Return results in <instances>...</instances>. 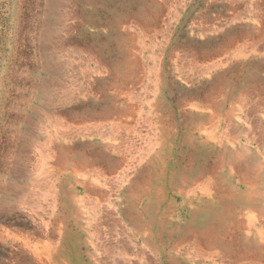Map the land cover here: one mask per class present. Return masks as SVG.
<instances>
[{
  "label": "rangeland",
  "instance_id": "rangeland-1",
  "mask_svg": "<svg viewBox=\"0 0 264 264\" xmlns=\"http://www.w3.org/2000/svg\"><path fill=\"white\" fill-rule=\"evenodd\" d=\"M217 60L223 64L201 73ZM124 102L129 128L140 125L135 140L152 135L148 113L165 128L160 142L120 191L113 180L122 162L105 183L79 184L83 159L92 173L91 164L108 170L121 157L81 129L99 112L119 115ZM215 110L214 133L225 134L219 168L221 146L202 136ZM262 115L264 0H0V264H264L255 238V228L264 230V196L250 201L246 174L250 165L264 187ZM50 139L64 150L53 213L38 195L47 189L39 154ZM244 144L246 155H237ZM129 149L128 164L136 156ZM73 194L99 210L78 213ZM250 206L261 215L246 235ZM226 221L240 230L228 231Z\"/></svg>",
  "mask_w": 264,
  "mask_h": 264
},
{
  "label": "bare ground",
  "instance_id": "bare-ground-1",
  "mask_svg": "<svg viewBox=\"0 0 264 264\" xmlns=\"http://www.w3.org/2000/svg\"><path fill=\"white\" fill-rule=\"evenodd\" d=\"M252 0H250V2H251ZM253 3V2H252ZM256 3V2H255ZM254 5V4H253ZM255 7V6H254ZM251 8V7H250ZM256 8H257V5H256ZM254 9V8H253ZM259 10V9H258ZM260 12H261V10H260ZM258 23V22H257ZM256 25V24H255ZM71 28V27H70ZM136 28V27H135ZM256 28H258V26L256 27ZM201 30V29H200ZM161 31H162V29H161ZM148 35V34H147ZM139 41V40H138ZM255 41V40H254ZM258 41H259V39H258ZM141 45V44H140ZM250 46V45H249ZM253 46V45H252ZM226 48V47H225ZM246 49V48H245ZM248 49V48H247ZM83 50V49H82ZM241 50H244V48H241ZM72 51V50H71ZM247 51V50H246ZM241 52H243V51H241ZM240 52V50L238 51V56H243L244 54V52L243 53H241ZM247 53V52H246ZM211 55V54H210ZM86 57V56H85ZM222 60V59H221ZM92 61V60H91ZM200 63V62H199ZM204 63V62H203ZM136 64H137V62H136ZM213 64H216V65H221V64H223V62L221 61H215L214 63H212V64H209V65H207V66H204L203 68H202V70H201V73H205V72H208L209 71V69L211 68V66L213 65ZM195 65V64H194ZM185 66V65H184ZM190 66V65H189ZM197 67H198V65H197ZM214 67V66H213ZM212 67V68H213ZM131 68H132V66H131ZM157 68V67H156ZM211 68V69H212ZM201 69V68H200ZM134 70H135V68H134ZM134 70H132V72L134 71ZM152 70V69H151ZM186 70V69H185ZM197 70V69H196ZM85 71V70H84ZM96 71V70H95ZM198 71V70H197ZM211 71V70H210ZM210 71H209V73H210ZM214 71V70H213ZM212 71V72H213ZM125 72V71H124ZM211 72V73H212ZM118 73H120V72H118ZM154 73V71H152V74ZM187 73V72H186ZM185 74V73H184ZM131 75V74H130ZM205 76H206V74H205ZM189 77V76H188ZM121 79V78H120ZM196 79V78H195ZM118 80V79H117ZM144 80V79H143ZM115 81V80H114ZM127 81V80H126ZM125 81V82H126ZM121 84V83H120ZM124 85V84H123ZM123 85H121V86H123ZM125 87V86H124ZM73 88H74V86H73ZM116 88V87H115ZM123 88V87H122ZM117 90V89H116ZM121 91V90H120ZM123 91V90H122ZM216 93V92H215ZM119 94V93H118ZM242 95V94H241ZM254 95V94H253ZM122 96H123V94H122ZM129 96H131V94L130 95H128V99H129ZM245 96V95H244ZM242 97V96H241ZM121 98V97H120ZM247 98V97H246ZM64 99V98H63ZM239 99H240V97H239ZM245 99V97L244 98H242V100H244ZM212 100V99H211ZM216 100V99H215ZM246 102V101H245ZM115 103V102H114ZM131 103V102H130ZM200 103V102H199ZM203 103V102H202ZM128 104V103H127ZM194 104H196L197 105V103H194ZM194 104H193V106H194ZM210 104V103H209ZM116 105V104H115ZM121 105V104H120ZM138 106V105H137ZM140 106V105H139ZM242 106V105H241ZM88 107V106H87ZM202 107V106H201ZM193 108V107H192ZM257 108V107H256ZM203 109V108H202ZM206 109V108H205ZM250 109V108H249ZM128 106L126 105V103L124 102L122 105H121V107L119 108V110H118V112L120 113L119 115H117V116H115L114 115V111H111V113H98V114H95V115H93L92 117L93 118H97V119H95L92 123H87V124H85L84 125V127L81 129V130H84L83 132H87V133H91V132H95L100 138H101V141L103 142V144L105 145V147L107 148V149H109V150H113V151H116V152H118V153H120V155H121V157L119 158V159H114V157L110 160V166H109V169L108 170H106V169H104L103 167H98V166H94L93 164H91V168H92V173L90 172V171H88V169H86L85 168V165H87V162L89 163V160H86V159H83L82 160V165H81V167H80V171L81 172H79L78 171V175L81 177V179H83L81 182H83V183H80V181H79V184H82V185H84V186H86L87 187V185L86 184H92V186L93 185H96L97 183L98 184H103V183H105V181L108 179V174L107 173H111L112 171H113V169H114V166L117 164V163H120V165H121V162L123 163V165L122 166H120V169H119V171L116 173L117 175H116V178L113 180L114 181V184H115V186L117 187V191L119 190L120 191V189L123 187H125L126 186V184H127V182H129L130 181V174L132 173V167L133 166H135V165H137V164H139L140 162H143L144 161V159L146 158V156H148L151 152H150V150L152 149V148H154V146L155 145H157L159 142H160V138H161V134L160 133H158L159 132V128H160V126H162V125H158L157 126V123L155 124L152 120H150L151 119V115L150 114H148V113H146V112H144V113H146V115H144L145 116V120H146V122L147 123H149L150 125H151V123H152V125H151V136L149 137V139L143 144V145H141V144H139V142H137L136 140H135V137H134V135L133 134H135V131H137V126L138 127H140V125L139 124H137V126H135V124H134V126H131V128H129V125H127V112H128ZM130 110H131V108H130ZM138 110V109H137ZM207 110H208V108H207ZM221 110V109H220ZM132 111V110H131ZM139 111H141V109H139ZM130 114V113H129ZM128 114V115H129ZM139 114V113H138ZM219 110H215V112L213 111V113L211 114V117H212V121L210 122V124H212L213 125V128L212 129H210L211 128V126H202L201 128H202V136H205V140L206 141H214L216 144L217 143H219V145L221 146L220 147V151H221V155H219V165H218V168H219V166H222L221 165V163H224L225 161H226V158H225V160H224V158H223V155H222V152H224L223 151V148H222V146L224 145L223 144V141H224V137H225V134H224V132H220V134H218V135H216L214 132H215V129L218 127V125L217 124H219ZM263 114V113H262ZM82 115H84L85 116V118H86V115H85V113H83ZM229 115V114H228ZM95 116V117H94ZM263 116V115H262ZM22 117V116H21ZM61 117V116H60ZM88 117V116H87ZM264 117V116H263ZM128 118H129V116H128ZM139 118V117H138ZM56 119V118H55ZM143 119V120H144ZM171 119V118H170ZM264 119V118H263ZM140 120H141V117H140ZM153 120H155L154 118H153ZM136 121V120H135ZM139 121V120H138ZM137 121V122H138ZM142 121V120H141ZM90 122V121H89ZM254 122V121H253ZM132 123V122H131ZM251 123V122H250ZM68 124V123H67ZM154 124V125H153ZM132 125V124H131ZM205 125V124H204ZM258 125V124H257ZM252 127H255V126H252ZM162 128V130H165V128H164V126H162L161 127ZM259 128V127H258ZM71 129V128H70ZM80 129V128H79ZM78 129V130H79ZM139 129V128H138ZM80 130V131H81ZM257 130H259V129H257ZM78 132V131H77ZM129 132H131L130 134H129ZM252 132V131H251ZM81 133V132H80ZM240 133H244L245 134V131L243 132V130L241 129V128H239V130L237 131V135H239ZM262 133V132H261ZM139 133H137L136 135H138ZM256 134H258L259 135V133H258V131H257V133ZM35 135V134H34ZM51 135H52V133H51ZM84 135V134H83ZM86 135V134H85ZM129 135L130 136H133L134 137V139H131V137L129 138ZM237 135H233V136H230L228 139L230 140V142L231 141H233V142H235V139H236V137H238ZM262 135V134H261ZM258 136V137H256V139L258 140V141H261L262 142V147L264 146V141L262 140V139H264V138H262V139H260L261 137H263V136ZM70 136V135H69ZM68 136V137H69ZM163 136V135H162ZM253 136V135H252ZM53 137V136H52ZM87 137V136H86ZM9 138V137H8ZM51 138V137H50ZM84 139V138H83ZM255 139V138H254ZM54 139H50L49 141H48V144L47 145H45V146H43V151H42V153L41 154H39V155H41V160L40 159H38L39 160V163H40V165H37V166H39V167H37L38 168V175H42V177L44 176V179L45 180H47V181H45L46 183H47V189H46V187H45V191H42L40 194H38L39 196H40V198L42 199V202H43V199H45V197H47L48 199H49V207H50V211L53 213V212H55V210H56V208H57V189H56V174L58 175V173H59V171H58V169H60V167H58V169H57V166H59V162L61 161V159H62V157L60 156L61 154H63L64 153V150L61 148V147H57V146H54V147H52V141H53ZM84 140H86V139H84ZM164 140V139H163ZM228 140V141H229ZM93 141V140H92ZM255 141V140H254ZM88 142V141H87ZM33 143V142H32ZM36 143V142H35ZM39 143V142H38ZM45 143V142H44ZM225 143H226V141H225ZM206 144V143H205ZM33 145V144H32ZM55 145V144H54ZM260 145V144H259ZM40 147L42 146V145H39ZM38 146V147H39ZM216 146V145H215ZM36 147V146H35ZM129 147H132V148H135V154H136V156H133V161L131 162V161H129V164L127 163V158H124V156L123 155H125V153H126V151H127V149H129ZM104 149V148H103ZM260 149V148H259ZM38 150V149H37ZM36 150V152H38ZM239 150V149H238ZM107 151V150H106ZM129 151H130V149H129ZM246 152H247V146L244 144V145H240V150L236 153L237 155H239V156H245L246 155ZM128 153V152H127ZM60 154V155H59ZM112 154V153H111ZM21 155V154H20ZM77 155V154H76ZM79 155V154H78ZM116 155V154H115ZM119 155V154H118ZM34 156V155H33ZM73 156H75V155H73ZM114 156V155H113ZM263 156V155H262ZM77 157H79V156H77ZM127 157V156H126ZM132 157V156H131ZM130 157V158H131ZM135 157V158H134ZM149 157V156H148ZM110 158V157H109ZM122 158H123V160H122ZM36 159V158H35ZM135 159V160H134ZM262 160L264 159V156L261 158ZM63 160V159H62ZM131 160V159H130ZM243 160V159H242ZM260 161V162H258V164H259V166L260 167H262V166H264V161ZM36 162H38V161H36ZM124 162H125V164H124ZM262 162V163H261ZM38 164V163H37ZM131 164V165H130ZM145 164H147V161H146V163ZM240 164V163H239ZM57 165V166H56ZM119 165V164H118ZM224 165V164H223ZM244 165V164H243ZM247 165V164H246ZM33 166V165H32ZM36 166V164L34 165V167ZM69 166V165H68ZM148 166V165H147ZM226 166H228V165H226ZM56 167V168H55ZM65 167V166H64ZM70 167H72V166H70ZM232 167V166H231ZM36 168V169H37ZM62 168V167H61ZM67 168V167H66ZM75 169V168H74ZM131 169V170H130ZM135 169V168H134ZM137 169V168H136ZM145 169V168H144ZM29 170V169H28ZM71 170H72V168H71ZM253 170H254V168H252L251 169V166L249 165H247V168H246V174H247V176L249 177L248 179H249V185H250V191H249V199H250V201L252 202V203H257V201H258V199H260L262 196H264V187H257V185H256V183H255V180H254V177H253V175H251L252 174V172H253ZM35 171V172H34ZM33 171V175H34V173H37L36 171L37 170H34ZM63 171V170H62ZM131 173H130V172ZM141 171V170H140ZM232 171V170H231ZM2 172V171H1ZM58 172V173H57ZM90 172V173H89ZM255 172V171H254ZM32 173V172H31ZM75 173H76V171H75ZM62 174V173H61ZM70 175H72V174H70ZM260 175H262V174H260ZM34 176H36V175H34ZM149 176V175H148ZM252 176V177H251ZM33 177V176H32ZM40 177V176H39ZM86 177L88 178H90V182H87L85 179H86ZM264 177V176H263ZM38 178V177H37ZM211 179H212V177H211ZM211 179H210V177L209 178H206V179H204L203 180V182H201V183H203V185H201L202 187H203V189H204V191H205V193H210L209 192V187H211L210 186V181H211ZM216 179V178H215ZM78 180V179H77ZM85 180V181H84ZM149 180V179H148ZM202 180V179H201ZM34 181V180H33ZM37 181V180H36ZM214 183V182H213ZM33 184H34V182H33ZM97 184V185H98ZM111 184V183H110ZM264 184V183H263ZM11 185V184H10ZM108 185V184H107ZM44 186V185H43ZM198 186V185H197ZM196 186V187H197ZM88 187H89V185H88ZM102 187V186H101ZM248 187V186H247ZM60 188V187H59ZM96 188H97V186H96ZM115 188V187H114ZM122 188V189H123ZM211 189H213L212 187H211ZM25 190V189H24ZM29 192H31V191H29ZM35 192V191H34ZM117 193V192H116ZM29 194V193H28ZM60 194H61V192H60ZM220 194V193H219ZM27 195V194H26ZM38 195H35L36 196V198H37V196ZM63 195V194H62ZM209 195V194H208ZM213 195V194H212ZM216 195V194H215ZM21 196V195H20ZM29 196V195H28ZM35 196L33 197V198H35ZM227 196V195H226ZM236 196V195H235ZM117 197V196H116ZM115 197V198H116ZM39 198V197H38ZM40 198H39V200H40ZM47 198H46V200H47ZM224 198V197H223ZM222 198V199H223ZM241 199H242V197H240ZM26 199V198H25ZM70 199H71V201L77 206V208H78V213H83L84 212V210H86L87 208H89V210L90 211H92L91 213H96L98 210H97V202L95 201V202H93L92 200H90V199H84L83 197H78L77 195H75V194H73V195H71V197H70ZM114 199V198H113ZM27 200V199H26ZM31 200V199H30ZM38 200V202H41V201H39ZM70 201V202H71ZM104 201V200H103ZM109 201V200H108ZM112 201V200H111ZM26 202V201H25ZM30 202V201H29ZM33 202H35V200L33 201ZM41 202V203H42ZM104 203H106V202H104ZM113 203V202H112ZM44 204V203H43ZM72 204V203H71ZM98 204H99V202H98ZM114 204V203H113ZM38 206L37 207H41V206H43L42 204L41 205H39V204H37ZM101 205H103V203L101 204ZM106 206V205H105ZM113 206V207H112ZM112 206H110L111 208H113L114 209V205H112ZM39 207V208H40ZM109 207V206H108ZM42 208V207H41ZM62 208V207H61ZM99 208V207H98ZM107 208V207H106ZM250 208L251 209H249V211L246 213V215L244 216V229L246 230L245 231V234L246 235H249V233L251 232L250 230H252V228H254L253 226H255V223L257 224V222H259V215H261L260 213L259 214H256L257 212H255V209H254V207H251L250 206ZM45 209V208H44ZM58 209V208H57ZM107 209H110V208H107ZM49 211V213H51ZM89 211V212H90ZM115 211V210H114ZM38 212V211H37ZM51 213V214H52ZM60 213V212H59ZM74 213H75V210H74ZM77 213V212H76ZM102 213V212H101ZM115 213H117V212H115ZM89 213H87V215H88ZM50 215V214H49ZM53 215V214H52ZM90 215V214H89ZM98 215V214H97ZM100 215V214H99ZM117 215V214H116ZM80 216V215H79ZM93 216V215H92ZM101 216V215H100ZM117 217V216H116ZM42 218V217H41ZM87 218V217H86ZM90 219H92V218H89L87 221H91ZM115 219V218H114ZM120 219V218H119ZM95 220H96V218H95ZM262 220H263V218H262ZM93 221V220H92ZM233 221V220H232ZM119 222V221H118ZM120 224H121V226L124 228V230H125V228H126V226L128 225H126L125 224V221H124V219H122L121 218V220H120ZM61 223V222H60ZM94 223V222H93ZM262 223H264V220H263V222ZM62 224V223H61ZM88 226H90V225H88ZM96 226V225H95ZM106 226V225H105ZM120 226V227H121ZM224 226L227 228V230L229 231L231 228H234V231L235 230H240V229H238V228H236V227H239V224H236V223H231V221H226L225 222V224H224ZM261 226H262V224H261ZM264 226V225H263ZM262 226V227H263ZM116 228V227H115ZM123 228H121V229H123ZM128 228V227H127ZM126 228V229H127ZM225 228V229H226ZM92 229V228H91ZM103 229V228H102ZM117 229V228H116ZM121 229H120V232H121ZM264 229V228H263ZM115 230V229H114ZM243 230V229H242ZM56 231H58V230H56ZM62 231V230H61ZM100 231V230H99ZM50 232V231H49ZM60 232V231H59ZM59 232H58V234H59ZM96 233L98 232V231H95ZM127 232V231H126ZM101 233V232H100ZM103 233V232H102ZM130 234V233H129ZM206 234V233H205ZM253 234V233H252ZM62 235V234H61ZM251 235V234H250ZM97 236V235H96ZM98 236H100V235H98ZM256 236V237H255ZM255 238L257 239V241L260 243V244H262V243H264V230H262V228H255ZM252 237V236H251ZM96 238V237H95ZM223 239V238H222ZM101 240V239H100ZM224 240V239H223ZM194 241V240H193ZM209 241H212V238H209ZM194 243H196V242H194ZM97 244V243H96ZM104 245V244H103ZM108 245V244H107ZM117 245V244H116ZM123 245V244H122ZM199 245V244H198ZM221 245V244H220ZM263 245V244H262ZM96 246V245H95ZM105 246V245H104ZM110 246V245H109ZM208 246V245H207ZM100 248H101V246H99ZM111 247V246H110ZM200 247L201 246H198V248H199V250H200ZM95 249H98V248H96L95 247ZM104 249V248H103ZM139 249V248H138ZM102 250V249H101ZM100 251V250H99ZM122 251V250H121ZM204 251V250H203ZM224 251V250H223ZM114 252V251H113ZM98 253V252H97ZM123 253V252H122ZM258 253V252H257ZM121 254V253H120ZM249 257H252L253 258V255H251V254H247ZM258 255H260V254H258ZM113 256V255H112ZM230 256H231V254H230ZM256 256V255H255ZM120 257V256H119ZM232 258V257H231ZM151 259V258H150ZM235 259V258H234ZM255 259V258H254ZM241 260V259H240ZM247 260V259H246ZM245 260V261H246ZM261 260V259H260ZM258 262V261H257ZM256 262V263H257ZM141 263V262H140ZM252 263H254V261L252 260ZM153 264V263H152ZM258 264V263H257Z\"/></svg>",
  "mask_w": 264,
  "mask_h": 264
}]
</instances>
